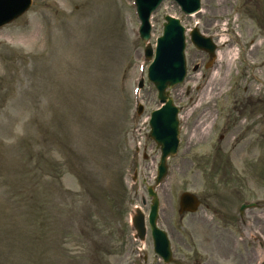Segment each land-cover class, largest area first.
<instances>
[{
  "label": "rangeland",
  "instance_id": "rangeland-1",
  "mask_svg": "<svg viewBox=\"0 0 264 264\" xmlns=\"http://www.w3.org/2000/svg\"><path fill=\"white\" fill-rule=\"evenodd\" d=\"M201 1L188 16L165 0L151 19L153 46L166 15L187 32L188 74L171 89L181 142L156 187L159 226L175 264L240 253L238 264H264V0ZM139 26L133 0H34L0 28V264H162L150 232L136 245L128 227L135 206L150 209L161 156ZM194 27L218 45L212 67ZM184 191L202 200L197 213L179 214ZM243 203L258 206L240 215Z\"/></svg>",
  "mask_w": 264,
  "mask_h": 264
},
{
  "label": "water",
  "instance_id": "water-1",
  "mask_svg": "<svg viewBox=\"0 0 264 264\" xmlns=\"http://www.w3.org/2000/svg\"><path fill=\"white\" fill-rule=\"evenodd\" d=\"M163 0H136L138 12L142 21L141 36L145 41L151 37V14L159 7ZM182 10L188 14L200 9V0H176ZM32 5V0H0V26L21 16ZM164 36L158 39L154 62L149 67V79L155 84L159 92V99L162 107L155 110L151 118V137L157 142L162 150L161 163L158 168L159 183L167 173V158L176 154L179 147V120L177 117L178 108L174 106L167 89L181 83L186 74L185 59V29L179 19L171 16L166 17ZM192 40L197 47L204 49L215 56L216 46L210 38L202 36L197 29L192 32ZM147 56L152 58L153 49L149 46L146 50ZM142 108H140V112ZM150 194L155 196L154 204L150 213V222L153 227L156 239V251L160 253L165 261L170 259L169 242L165 232L156 227L158 215V200L149 189ZM199 200L196 195L184 192L180 198L181 212H194L199 207ZM136 226L140 234H144L143 217L139 215L136 219Z\"/></svg>",
  "mask_w": 264,
  "mask_h": 264
},
{
  "label": "flooded vegetation",
  "instance_id": "flooded-vegetation-1",
  "mask_svg": "<svg viewBox=\"0 0 264 264\" xmlns=\"http://www.w3.org/2000/svg\"><path fill=\"white\" fill-rule=\"evenodd\" d=\"M251 237H253L252 235H247V238H250V241H251ZM235 247V246H234ZM236 247H237V245H236ZM238 247H239V249H240V246L238 245ZM245 248H246V250H245V252H248L249 253V251L248 250H250V248H249V245L248 244H246L245 245ZM239 257H242L243 259H245V254L244 253H240L239 255H237V256H235L232 260H230V261H227L226 263H228V262H230L229 264H238L236 261H237V259L239 258ZM230 258V257H229ZM228 258V259H229ZM228 259H226V260H228ZM208 263H213V261H211L210 260V256L208 257V258H205V260L204 261H201V262H199L198 261V264H208Z\"/></svg>",
  "mask_w": 264,
  "mask_h": 264
},
{
  "label": "bare ground",
  "instance_id": "bare-ground-1",
  "mask_svg": "<svg viewBox=\"0 0 264 264\" xmlns=\"http://www.w3.org/2000/svg\"><path fill=\"white\" fill-rule=\"evenodd\" d=\"M232 59H233V57H232ZM232 59H231V60H232ZM209 92H210V88H209V86H208V87L205 89V92H204V94H203V95H204V96H203L204 99H205V97L209 94Z\"/></svg>",
  "mask_w": 264,
  "mask_h": 264
}]
</instances>
